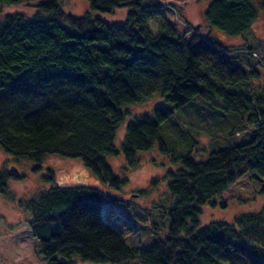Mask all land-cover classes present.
<instances>
[{
	"label": "trees",
	"instance_id": "obj_1",
	"mask_svg": "<svg viewBox=\"0 0 264 264\" xmlns=\"http://www.w3.org/2000/svg\"><path fill=\"white\" fill-rule=\"evenodd\" d=\"M23 1L35 9L2 10ZM62 1L0 0V148L15 162L36 163L34 170L50 154L81 157L98 180L119 189L126 179L106 159L118 152L116 130L130 104L158 93L165 103L128 120L121 151L131 164L156 142L171 155L174 205L164 232L149 244L128 245L123 227H132L108 204L118 200L110 190L51 186L24 203L44 264H74L73 255L111 263L264 264V205L198 228L204 206L226 207L217 198L247 173L264 196V92L227 88L257 74L239 62L238 46L199 26L189 38L181 34L165 16L169 0H87L100 13L129 8L121 21L66 11ZM261 11L264 0H209L204 16L238 36L250 33ZM151 21H158L155 33ZM196 151L207 157L195 158ZM49 172L44 177L54 176ZM21 177L1 168L0 192Z\"/></svg>",
	"mask_w": 264,
	"mask_h": 264
},
{
	"label": "rangeland",
	"instance_id": "obj_2",
	"mask_svg": "<svg viewBox=\"0 0 264 264\" xmlns=\"http://www.w3.org/2000/svg\"><path fill=\"white\" fill-rule=\"evenodd\" d=\"M169 1H172L174 5L164 8L165 16L181 34L185 33L189 38L194 33L192 28L197 26L201 28L203 35L214 30L211 35L215 38L238 46L239 62L247 70H256L255 78L250 77L246 82L228 85V89L232 91L242 89L254 93L264 92V11L260 12L250 28V33L230 36L209 25L204 16V8L209 0ZM60 5L66 11L76 14H82L89 10L93 15H100L109 21L124 20L129 9L123 7L115 9L112 13H100L92 11L87 0H64L60 2ZM34 9L35 2L23 1L17 5L3 7L2 10L4 13L8 11L31 13ZM1 14L2 12H0V17ZM157 23L158 21L149 23L152 33L156 32ZM218 32H222L224 35L218 34ZM164 103V98L155 93L147 100L129 105L131 113L127 115L115 134L114 142L118 152L106 156L114 172L126 179L120 184L119 189L109 188L108 185L98 180L93 171L84 164L81 157L68 158L50 154L46 156L40 168L34 170L36 163L28 160L15 162L13 156L6 154L0 148V169L4 166L11 169V166H14L16 172L22 174L21 178L9 181L5 193L0 192V264H44L42 254L37 252L38 241L29 228L30 212L24 203L33 197H38L49 187L55 185L85 184L110 190L118 200L116 202L108 201V204L114 206L132 227V229L123 227L124 238L128 245L149 244L157 234L164 232L170 224L169 211L174 205L173 196L168 187L170 180L168 171L175 167L171 163V155L163 154L165 152L158 148L159 145L156 142L151 150L139 152L137 161L131 164L121 151V143L126 133L128 120L140 112L152 113L155 106ZM206 143L202 142L201 144L207 146L210 142ZM200 147L203 145L198 146V148ZM198 154L207 157L204 152H193V156L197 159ZM49 169L53 171L52 178L44 177L50 173ZM154 179H157L156 183H154ZM261 187L262 183L253 178L250 173L240 177L217 198L219 202L226 200V207L204 206L198 228L214 220H231L240 212L262 208L264 196L260 191ZM59 258L68 259L64 255H59ZM72 260L74 264H146L139 258L122 263H111L85 260L79 255H73Z\"/></svg>",
	"mask_w": 264,
	"mask_h": 264
},
{
	"label": "water",
	"instance_id": "obj_3",
	"mask_svg": "<svg viewBox=\"0 0 264 264\" xmlns=\"http://www.w3.org/2000/svg\"><path fill=\"white\" fill-rule=\"evenodd\" d=\"M11 169L14 170V171H16V167H14V166H11Z\"/></svg>",
	"mask_w": 264,
	"mask_h": 264
}]
</instances>
